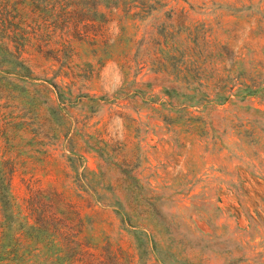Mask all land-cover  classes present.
I'll return each mask as SVG.
<instances>
[{
	"label": "rangeland",
	"instance_id": "1",
	"mask_svg": "<svg viewBox=\"0 0 264 264\" xmlns=\"http://www.w3.org/2000/svg\"><path fill=\"white\" fill-rule=\"evenodd\" d=\"M98 4L61 63L53 37L24 55L36 80L0 74L1 174L22 215L61 218L52 192L80 212L67 240L0 264H264V0Z\"/></svg>",
	"mask_w": 264,
	"mask_h": 264
},
{
	"label": "trees",
	"instance_id": "2",
	"mask_svg": "<svg viewBox=\"0 0 264 264\" xmlns=\"http://www.w3.org/2000/svg\"><path fill=\"white\" fill-rule=\"evenodd\" d=\"M107 1L110 2L111 0ZM85 2L87 3L85 4ZM94 2L96 0H0V74L36 80L35 71L32 65L29 64L30 60L26 59L24 55L29 47L34 46L39 48L40 53L45 51L44 49L52 46L51 40L53 37L55 39L61 37L63 41H66V43L63 42L64 47L56 51L57 61L61 63L63 61L61 55L68 47V41L65 37L69 36L74 26L77 28L78 24H75L74 20L78 13L80 11H93L99 14L95 9L100 8L102 4L94 6ZM109 8L107 6V9ZM59 12L66 14V19L63 22H60V19L56 16ZM58 32L61 36H55ZM66 58L67 55L64 54L63 59ZM189 68L190 63L184 59L180 64V70L188 73ZM44 81L50 83V80ZM178 82L174 81V84ZM183 82L189 87L193 85L189 78L183 77ZM194 83H197V80H194ZM53 85L56 87L57 94L61 95V92L59 93L60 88L56 84ZM1 89L2 87H0V91ZM173 89L168 92L167 96L171 97L173 92L176 91L174 93H178L176 95H178L177 102H179L183 96L179 94V91L177 92L175 87ZM190 91L195 93L193 89ZM212 96L214 98H211ZM221 97L220 92H217L209 94L207 98L210 99L208 100L210 103L225 104L226 102H215ZM2 157L0 155V250L4 251L5 249V254L11 257L16 255V249L24 241H40L41 236L45 233L50 234L51 232L52 235L55 234L62 240L71 237L73 229L76 227L75 224L80 217V212L75 210V206L61 193L52 192L48 193L49 200L59 202L63 207L64 211L61 218L55 212L52 214L46 213L38 218H34L33 211L31 214L22 215V205L17 203L14 195L11 194L10 186L6 184L5 178L1 174L4 166L3 162L5 163ZM56 208L57 206H52L50 209L54 210ZM56 221L64 225L55 233L52 229L53 222ZM66 261L67 264L76 263L75 260L72 262H70L71 260Z\"/></svg>",
	"mask_w": 264,
	"mask_h": 264
}]
</instances>
